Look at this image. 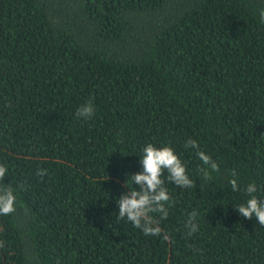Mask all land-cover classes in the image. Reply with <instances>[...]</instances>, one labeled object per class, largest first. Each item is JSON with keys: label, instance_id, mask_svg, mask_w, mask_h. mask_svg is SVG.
<instances>
[{"label": "trees", "instance_id": "1", "mask_svg": "<svg viewBox=\"0 0 264 264\" xmlns=\"http://www.w3.org/2000/svg\"><path fill=\"white\" fill-rule=\"evenodd\" d=\"M261 9L264 0H0V164L5 183L23 185L15 212L0 216V264H264V226L235 208L249 183L264 198ZM89 100L93 116L77 117ZM190 137L219 165L211 180L184 147ZM149 142L174 147L196 184L165 179L167 241L117 219Z\"/></svg>", "mask_w": 264, "mask_h": 264}, {"label": "clouds", "instance_id": "2", "mask_svg": "<svg viewBox=\"0 0 264 264\" xmlns=\"http://www.w3.org/2000/svg\"><path fill=\"white\" fill-rule=\"evenodd\" d=\"M260 20L264 23V9L260 10ZM95 111L93 102L89 100L79 106L76 116L88 119ZM184 147L194 151L196 157L201 161L198 172L202 179L211 180L212 174L219 172V165L213 158L201 149L197 140L188 138L184 142ZM140 164L142 170L131 173L132 187L124 182L126 190L122 191L117 199L118 214L117 219H127L134 227L141 229L145 235L161 236L169 240V235L163 232L160 227V220L167 219L168 209L172 206V197L169 194L165 179L180 188H196L195 181L190 178L187 167L180 156L170 144H162L159 147L149 142L143 146ZM47 170L37 169V175L43 176ZM8 175L7 167L0 164V216L11 215L16 210L17 191L23 185L14 186L5 183ZM238 173L235 169L231 171L229 183L233 191H239L237 180ZM245 192L248 199L245 203L235 207L238 213L247 218L256 217L258 223L264 226V198L256 195L257 186L249 183ZM157 215L159 219H157ZM199 213L192 210L185 221L187 235L192 236L198 230L197 217ZM0 242V247H3Z\"/></svg>", "mask_w": 264, "mask_h": 264}]
</instances>
